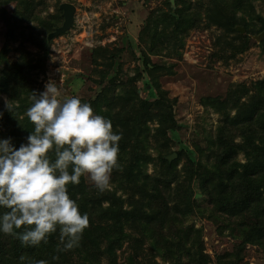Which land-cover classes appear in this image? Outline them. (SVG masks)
<instances>
[{
    "label": "trees",
    "instance_id": "trees-1",
    "mask_svg": "<svg viewBox=\"0 0 264 264\" xmlns=\"http://www.w3.org/2000/svg\"><path fill=\"white\" fill-rule=\"evenodd\" d=\"M6 1L16 2L12 15L14 22L10 23L14 29L8 33L9 38L13 36L15 39L18 25L28 24L40 17L34 12L35 0ZM169 7V11L163 12L161 16L158 14L153 22V33L149 41L152 54H159L165 49L168 55L173 51L181 53L184 38L202 21V14L198 9L203 7L207 13V26H221L226 31L236 32L239 37L230 41L225 36L219 38L218 44L220 42V49L222 53H226V58L235 57L238 52L247 48L243 45L249 41L251 32L264 30V17L251 15L252 12L255 13L254 0H232V9L228 12L219 1H212L205 6L199 0H177L176 7ZM60 11L49 21L41 20L45 30L50 32L58 26L55 18L61 19ZM239 11L243 13L240 16L237 15ZM255 19L261 23H256ZM238 24L245 26L247 32L242 33ZM21 32L24 36L28 34L34 38L33 43L44 47L45 52L48 51V46L42 44L47 43V37L37 39V34L33 36L25 31ZM239 40H243L242 48L237 44ZM159 45L162 48L159 49ZM29 54L30 51L25 48L21 58L24 60ZM3 55L6 58L0 54V65L7 64V68L0 74V92L9 94L14 111L12 113L7 110L5 105L0 108L3 113L0 116V137H11L13 144L19 147L26 142V137L32 130L33 126L27 119L25 110L32 103L31 96L38 95V92L33 91L30 79L23 74L30 63L25 62L26 66L17 69L9 63L7 54ZM38 60H42L41 56L37 62ZM144 63L151 67L146 54ZM10 64L13 67L8 72ZM154 67L156 66L153 65ZM157 87V98L154 100L140 97L137 90L120 96L122 104L125 103L124 107L128 109L122 114L118 113L117 117L113 115L117 105L115 96L102 97L100 104L87 102L95 112L110 119L113 129L122 134L119 141V167L112 172L120 179L124 188H138L141 197L134 199L136 195L131 196L125 207L127 200L125 202L122 194H118L116 190H107V196L105 191H91L86 179L81 177L78 185L69 186V193L77 200L81 213H87L89 217V224L78 245L70 250L58 251L63 248L59 241V230L50 234L47 242L42 241L37 246H24L13 235L0 233V264H32L34 260H45L47 264H102V259L108 264H160L156 261V256H161L164 260L170 259L172 264H207L210 255L204 251L201 230L184 225L183 222L186 215L201 207L195 195L196 189L193 188L194 180L199 181V193L206 195L221 213L253 218L248 225L244 243L256 244L264 240V80L254 83L253 88L232 84L226 100L212 99L211 104L224 115L218 124V134L210 140L216 151L214 173H209V170L202 173L198 166L200 161H196L192 153H188V149L176 150L175 160L167 158L168 154L174 152L167 131L176 128L178 119L170 115L172 104L159 85ZM206 100L202 101L208 104ZM148 122H157L158 125L154 128L164 147L158 155V161L166 168L161 174L162 178H153L144 172L145 166L152 159L146 151L147 138H143L144 127H149ZM238 136L244 138L242 144L235 143ZM238 147L246 152L249 159L243 169L237 161L233 163ZM184 158L187 179L181 181L177 170L179 162ZM173 175L176 177L175 185ZM105 202L108 204L105 205ZM172 227L174 235L165 237V233ZM126 228H134L139 232L131 234ZM127 240L130 253L126 256V261L119 263L116 249L121 248ZM146 241L149 242L148 245ZM185 242L190 245L189 249ZM239 248L240 244L237 245L238 250ZM21 256L24 260L20 259ZM229 256L231 254L225 257L219 255L217 263L240 264L242 259L239 255L234 258H228Z\"/></svg>",
    "mask_w": 264,
    "mask_h": 264
},
{
    "label": "rangeland",
    "instance_id": "rangeland-1",
    "mask_svg": "<svg viewBox=\"0 0 264 264\" xmlns=\"http://www.w3.org/2000/svg\"><path fill=\"white\" fill-rule=\"evenodd\" d=\"M199 1L205 6L212 1H219L226 12L232 6V0ZM63 2H71L76 6L74 22L65 33L52 35L64 21L63 9L60 7ZM35 5L34 12L40 18L28 24L18 25L13 39V36L8 37V33L14 29L10 23L14 22L12 15L16 2L0 0V54L4 57L6 55L3 54H7L9 63L17 69L26 66L25 62L30 63L22 73L30 79L34 92L39 95L45 90L47 83L53 82L62 97L78 95L83 102L100 104L102 97L115 96L117 105L113 115L117 117L118 113L122 114L128 109L124 107L125 103L122 104L120 96L137 90L140 97L154 100L157 98L159 85L172 104L170 115L178 119L176 128L167 131V137L172 140L171 149L174 152L181 148L188 149V153H192L196 161H200L198 166L202 173L208 170L209 173L215 172L216 151L210 140L218 134V124L224 115L211 101L226 100L232 84L253 88L254 83L264 80V37L259 38L262 31L251 32L249 41L243 45L247 48L238 52L235 57L226 58V53H222L220 49V42L218 44L219 38L225 36L230 41L239 37L236 32L226 31L221 26H207V13L203 7L198 9L202 14V21L184 38L181 53L173 51L168 55L165 49L159 54H152L149 41L153 33V22L158 14L169 11V6L176 7L177 0H174V5L171 0H35ZM58 10H61V19L55 18L58 26L48 32L40 22L42 19L49 21ZM254 11L252 17H264V0H254ZM242 14L240 11L237 13L238 16ZM255 22L261 23L258 19H255ZM237 27L239 29L245 26L238 24ZM21 31L33 36L37 34V39L47 37V43L42 44L48 46V51L45 52L44 47L33 43L34 38L28 34L24 36ZM246 32L245 27L242 33ZM242 42L243 40H239L237 43L240 48ZM25 48L30 54L23 60L21 56ZM160 48L162 45H159ZM145 54L151 67L144 63ZM39 56L42 60L37 62ZM13 65L10 64L8 72ZM153 65L156 67L153 68ZM5 68L7 64L0 65V74ZM203 99H207L209 103L205 104ZM6 100L11 101L9 94L0 92V108L5 105ZM148 125L149 127H144L142 135L147 138L146 151L152 159L145 166L144 172L153 178H162L161 174L166 168L158 161L159 152L164 149L160 143V135L154 128L158 124L148 122ZM243 141L244 138L240 136L235 139V143L242 144ZM185 161L186 158L182 159L178 165L177 174L181 181L187 179L183 166ZM236 161L241 169L249 162L248 155L239 147L233 163ZM172 180L175 185L174 175ZM86 182L91 191H99L90 180L86 179ZM194 186L201 207L186 215L183 222L184 225L201 230L204 251L210 255L207 264H218L217 257H225L228 254H231L228 258L239 255L242 259L240 264H264V240L256 244L244 243L248 225L253 218L221 213L206 195L199 193L198 180H194ZM107 190H116L118 194H122L125 202L127 200L125 207L128 206L131 196L136 195L134 199L141 197L138 188H124L113 172L110 187L105 190L108 196ZM107 204L108 202H105V205ZM133 229H128L129 233L139 232ZM173 231L174 227L164 236L172 237L175 232ZM148 243L146 241L147 245ZM127 244L128 240L121 248L116 249L119 263L126 261L125 258L130 253ZM189 247L187 244L188 249ZM102 260V264H108L106 260ZM156 261L160 264H172L170 259L164 260L161 256H156Z\"/></svg>",
    "mask_w": 264,
    "mask_h": 264
},
{
    "label": "clouds",
    "instance_id": "clouds-1",
    "mask_svg": "<svg viewBox=\"0 0 264 264\" xmlns=\"http://www.w3.org/2000/svg\"><path fill=\"white\" fill-rule=\"evenodd\" d=\"M31 100L25 115L33 127L26 142L17 147L11 137H0V233L37 246L59 230L63 248L58 251L70 250L89 217L81 213L69 186L84 177L97 190L108 189L119 167L122 134L78 95L62 97L53 82ZM5 108L13 113V102L6 100Z\"/></svg>",
    "mask_w": 264,
    "mask_h": 264
},
{
    "label": "water",
    "instance_id": "water-1",
    "mask_svg": "<svg viewBox=\"0 0 264 264\" xmlns=\"http://www.w3.org/2000/svg\"><path fill=\"white\" fill-rule=\"evenodd\" d=\"M171 3L174 5V0H171ZM60 7L63 9L64 21L61 26L57 27V29L53 32L52 35H60L62 33H65L72 27L73 22H74L76 6L71 2H63L60 5ZM240 29L243 32L245 31V27H240ZM263 37H264V31H262L259 35V38H263ZM175 157H177L176 152L167 155V158L170 161L173 160Z\"/></svg>",
    "mask_w": 264,
    "mask_h": 264
}]
</instances>
